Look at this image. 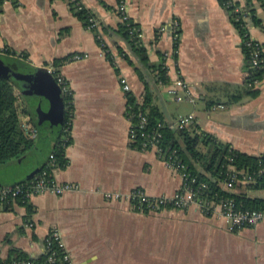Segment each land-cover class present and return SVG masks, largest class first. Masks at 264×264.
<instances>
[{
	"label": "crops",
	"instance_id": "obj_1",
	"mask_svg": "<svg viewBox=\"0 0 264 264\" xmlns=\"http://www.w3.org/2000/svg\"><path fill=\"white\" fill-rule=\"evenodd\" d=\"M237 1L248 13L244 20L248 35L264 50V0ZM79 2L104 24L115 27L120 20L117 0ZM126 8L128 17L139 24L149 61L158 64L165 52L170 53L164 60L170 81L181 78L186 84L177 89L184 98H174L176 113L167 109L173 98L167 85L152 83L154 102L164 120L191 114L187 126L191 130L205 131L249 155L262 154L264 76L253 83L254 96L243 94L242 38L220 1L126 0ZM251 10L258 24L251 19ZM172 19L177 20L175 52L168 28ZM102 36L118 70L92 31L73 14L69 0H12L0 6V48L27 55L25 70L19 71L73 53L86 55L54 65L73 97L67 163L54 170V177L77 188L61 194H32L27 198L31 212L16 199L0 204V260L18 254L39 257L45 236L55 228L71 264H264V221L229 231L216 213L206 214L196 204L148 212L136 209L129 200L127 193L134 188L149 195H171L181 177L165 166L154 148L132 145L118 75L127 78L137 97H142L144 83L118 54L119 45L130 55L119 35L112 31ZM238 94L242 96L235 99ZM24 100L39 129L36 96ZM58 137L59 126L39 129L29 148L0 163V184L19 183L41 171ZM239 185L232 191L264 197V189ZM108 191L122 196L109 198Z\"/></svg>",
	"mask_w": 264,
	"mask_h": 264
},
{
	"label": "trees",
	"instance_id": "obj_2",
	"mask_svg": "<svg viewBox=\"0 0 264 264\" xmlns=\"http://www.w3.org/2000/svg\"><path fill=\"white\" fill-rule=\"evenodd\" d=\"M219 1L223 6L225 0ZM118 2L119 0H117ZM69 5L73 14L80 20L82 25L92 31L96 42L104 52L106 58L117 70L114 56L102 34L114 31L125 42L130 55L134 57L135 61L119 45L116 46L117 52L133 67L138 78L144 83L142 97L135 96L132 91L125 93V114L140 112L145 115L146 124L143 132L149 134L154 129L160 132L161 136L158 139V144L163 152L167 154L175 150L177 158L184 163L185 169L195 176L197 181H204L206 183L207 186L199 196L214 201L229 197L233 199L235 206L239 208L264 209V197L248 195L246 191L225 190L220 185L226 177L228 168L232 166L235 170L250 173L254 177L253 181L249 183L239 182V186L248 190L264 189V152L257 156L249 155L231 147L229 143L223 142L205 131L197 132L196 130L193 131V128L191 130L192 126L182 128L171 126L169 122L164 120L161 108L155 104L153 98L154 89L151 87L152 83L159 86L170 85L168 68L162 62L163 58L158 64H153L149 61L146 47L141 40L139 24L128 17L124 20H119L115 27H111L100 22L94 12L85 7L79 0H69ZM224 8L229 12V17L242 38L241 49L244 54V70L246 71L243 94L254 96L257 90L252 85L255 80L263 78L264 68L251 65L248 49L243 43V40L249 36L245 21L240 17L238 20H235L238 13H234L231 7ZM117 13L119 15V12ZM244 13L248 15L245 9ZM249 15L255 24L260 22L253 15L252 10ZM92 23H94L93 26H91ZM173 47L176 51L177 39L174 41ZM14 53L15 51L8 49L4 53H0V59L16 70H25L27 55L22 53L19 56L14 55ZM260 57L264 58V51L260 53ZM62 59H54L52 61L53 65H58ZM241 96L242 94H238L234 98L239 99ZM24 97L25 95L20 92L14 83L0 76V163L17 157L33 143L34 138L29 137L21 127V117L23 115H28L31 122L35 119V113L24 100ZM63 100L65 104L63 121L59 126V137L51 152L55 156V169L63 167L67 163L65 148L71 140L70 128L73 117L72 94L64 96ZM158 123L161 126H158ZM140 131L137 129L136 139L132 142V145L135 148L143 149L141 144L144 137L140 135ZM15 201L25 205L29 212H31L32 208L26 198L20 197ZM43 244H45V241H43ZM63 254L62 249L55 247L57 264H71L70 261L63 259ZM47 255L48 252L43 250L37 258H29L24 254H18L16 257L5 259V261L21 259L32 260L36 264H44Z\"/></svg>",
	"mask_w": 264,
	"mask_h": 264
},
{
	"label": "built area",
	"instance_id": "obj_3",
	"mask_svg": "<svg viewBox=\"0 0 264 264\" xmlns=\"http://www.w3.org/2000/svg\"><path fill=\"white\" fill-rule=\"evenodd\" d=\"M12 0H0V6ZM223 7H231L236 15L235 20L239 17L245 20L244 9L241 8L237 0H225ZM126 0H119L116 6L117 12H119V19L124 20L128 18L126 11ZM94 23L91 24L93 26ZM170 33L174 40L177 39V20L172 19L168 26ZM243 43L248 49L250 61L252 66H260L264 68V58L260 57V53L263 52L262 45L255 39L248 36L247 39L243 40ZM8 48H0V53H4ZM174 50V49H173ZM172 50V52H173ZM175 52V50H174ZM170 53L165 52L162 56L163 63L165 58ZM14 55H18L16 52ZM86 55H81L80 53H73L61 62L72 61L82 58ZM116 64V63H115ZM165 65V63H164ZM46 69L52 74L55 81L59 85L62 93V97L71 95L69 85L62 74L59 73L56 66L49 63L45 66ZM167 67V66H166ZM119 83L122 90L126 93L131 91L130 85L127 78L123 74H119ZM257 80L254 81V83ZM186 84L181 78H176L174 81L167 86V91L170 94H176V99H181L178 95V88H185ZM65 107V104H64ZM128 121V136L130 141L134 142L137 135V129L141 130L140 135L144 137L141 147L145 149L154 148L157 155L162 158L165 166L173 171H177L181 177V183L179 187L171 195H149L141 188H134L127 193L129 200L133 203L134 207L142 211H156L162 207H172V208H186L191 204H196L204 213L211 214L216 213L224 222L226 229L229 231H235L241 229L245 226H252L256 223L264 221V209H243L235 206L232 198H222L219 201H214L207 198H201L199 195L202 193L203 189L207 186L204 181H197L196 177L191 175L185 169L184 163L177 158L175 150L170 151V153H164L162 148L158 144V139L161 136L160 132L155 131V129L146 134L143 132V128L146 124V117L142 113L136 114H125ZM192 119L191 114L179 116L176 119L169 122L171 126L174 127H187L190 125ZM158 126H161L158 123ZM21 127L23 131L29 136L34 137L38 133L37 127L30 121L28 115H23L21 117ZM55 156L53 153L49 154L48 161L44 168L36 173L30 179L25 181L14 183L12 185L0 184V204H8L17 198H28L34 193L49 191L55 194H61L65 191H71L77 188V185L71 182H58L54 177L55 170ZM254 177L250 173L240 172L230 166L228 168L226 177L221 182L222 188L225 190H232L235 185L239 182L249 183L253 181ZM107 197H121L120 192L108 191L105 193ZM45 244H43V250L48 252L46 261L44 264H57L55 257V247L63 250V259L70 261L69 255L65 250L64 243L59 231L55 228L51 229L45 236ZM0 264H36L32 260H12L5 261L0 260Z\"/></svg>",
	"mask_w": 264,
	"mask_h": 264
},
{
	"label": "water",
	"instance_id": "obj_4",
	"mask_svg": "<svg viewBox=\"0 0 264 264\" xmlns=\"http://www.w3.org/2000/svg\"><path fill=\"white\" fill-rule=\"evenodd\" d=\"M0 76L14 83L25 96H36L40 130L60 126L64 116V100L59 85L45 66H36L31 71L23 72L0 59Z\"/></svg>",
	"mask_w": 264,
	"mask_h": 264
},
{
	"label": "rangeland",
	"instance_id": "obj_5",
	"mask_svg": "<svg viewBox=\"0 0 264 264\" xmlns=\"http://www.w3.org/2000/svg\"><path fill=\"white\" fill-rule=\"evenodd\" d=\"M180 94V93H179ZM173 95L171 98V100L169 101V104H167V109L170 111V112H176L177 113V102L174 100V98H176V94H171ZM181 95V94H180ZM183 95H181V98H184L182 97Z\"/></svg>",
	"mask_w": 264,
	"mask_h": 264
}]
</instances>
